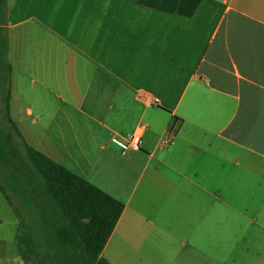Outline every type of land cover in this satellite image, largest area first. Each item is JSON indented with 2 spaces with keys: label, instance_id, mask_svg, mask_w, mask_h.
I'll return each instance as SVG.
<instances>
[{
  "label": "crops",
  "instance_id": "1",
  "mask_svg": "<svg viewBox=\"0 0 264 264\" xmlns=\"http://www.w3.org/2000/svg\"><path fill=\"white\" fill-rule=\"evenodd\" d=\"M8 35L25 141L125 204L110 264H200L220 254L222 202H264V0H202L193 17L9 0ZM140 129L139 150L111 144ZM0 193V264H29Z\"/></svg>",
  "mask_w": 264,
  "mask_h": 264
},
{
  "label": "trees",
  "instance_id": "2",
  "mask_svg": "<svg viewBox=\"0 0 264 264\" xmlns=\"http://www.w3.org/2000/svg\"><path fill=\"white\" fill-rule=\"evenodd\" d=\"M202 0H138L166 13L193 17ZM9 0H0V182L28 207L26 218L0 183L20 221L17 236L29 264H110L103 250L125 204L25 141L10 113L13 67L9 54Z\"/></svg>",
  "mask_w": 264,
  "mask_h": 264
},
{
  "label": "rangeland",
  "instance_id": "3",
  "mask_svg": "<svg viewBox=\"0 0 264 264\" xmlns=\"http://www.w3.org/2000/svg\"><path fill=\"white\" fill-rule=\"evenodd\" d=\"M0 183L20 214L26 218L29 209L22 203V198L14 192L10 184ZM237 201L231 204L222 202L223 235L220 254L201 256L203 261L200 264H264V202L262 198L261 202H246L245 190L238 191ZM0 202H6L1 193ZM4 208L11 212L6 203Z\"/></svg>",
  "mask_w": 264,
  "mask_h": 264
},
{
  "label": "built area",
  "instance_id": "4",
  "mask_svg": "<svg viewBox=\"0 0 264 264\" xmlns=\"http://www.w3.org/2000/svg\"><path fill=\"white\" fill-rule=\"evenodd\" d=\"M174 134L171 131H167L162 138V142L169 146L172 144ZM111 144L116 147L120 152L127 153L131 150H139L142 147V132L141 129L137 130L132 136L128 138L113 136L111 138Z\"/></svg>",
  "mask_w": 264,
  "mask_h": 264
}]
</instances>
